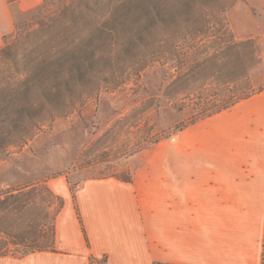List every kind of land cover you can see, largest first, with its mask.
<instances>
[{"label":"crops","instance_id":"0c3cea01","mask_svg":"<svg viewBox=\"0 0 264 264\" xmlns=\"http://www.w3.org/2000/svg\"><path fill=\"white\" fill-rule=\"evenodd\" d=\"M42 1L0 0V47ZM50 188L63 200L53 250L0 264H264V89L156 143L130 180Z\"/></svg>","mask_w":264,"mask_h":264},{"label":"rangeland","instance_id":"374dc122","mask_svg":"<svg viewBox=\"0 0 264 264\" xmlns=\"http://www.w3.org/2000/svg\"><path fill=\"white\" fill-rule=\"evenodd\" d=\"M52 1V12L45 15L58 17L54 14L56 5L69 0ZM37 7L16 13L14 29L5 36L7 41L14 33L36 29L38 18L43 16ZM223 16L228 34L221 28L203 36L187 35L177 42L171 59L152 61L138 74L130 65L142 54L138 50L128 52L131 60L118 62L113 68L117 79L123 75L117 87H112L114 82H104L80 105L64 109V113L39 125L29 139L8 146L0 158V192L45 186L51 192L40 190L38 205L50 216L56 215L63 200L50 188L55 179L66 178L74 191L87 178L131 176L139 158L152 146L175 139L193 119L205 118L200 114L204 106L208 109L204 114L212 115L223 101L233 105L243 95L249 97L264 89V0H234L225 6ZM31 37H25V42ZM193 58L203 66L195 77L188 71ZM241 62L248 66L243 78ZM182 63H187L189 84L185 90L170 89L184 71ZM12 69L15 71L10 62L0 58V80L15 75ZM95 87L96 83L87 82L80 86L81 90Z\"/></svg>","mask_w":264,"mask_h":264},{"label":"trees","instance_id":"16d2710c","mask_svg":"<svg viewBox=\"0 0 264 264\" xmlns=\"http://www.w3.org/2000/svg\"><path fill=\"white\" fill-rule=\"evenodd\" d=\"M210 1L226 5L234 2L69 0L57 4L54 14L58 17H52L45 13L49 11L50 14L55 3L44 0L36 8L43 15L38 18L36 29L25 34L14 33L10 41L4 36L5 43L0 48V58L10 62L15 69H12L15 75L9 80H0V158L8 146L29 139L44 121L64 113L66 108L74 109L104 82H114L112 87H117L123 75L117 79L119 75L113 68L118 62L131 60L128 52L138 50L142 54L130 65L138 74L152 61L164 57L171 59L176 53L177 42L187 35L190 38L198 34L203 36L211 29L220 31L221 28L227 33L223 16L226 5H210ZM25 37L31 38L25 42ZM194 60L189 68L187 63H182L184 71L170 89L181 87L185 90L189 84L187 72L195 77L200 67L203 70L202 63ZM136 62L141 64L135 67ZM240 66L243 78L248 66L242 62ZM85 82L96 83L95 89L81 90L80 86ZM74 96L77 99H73ZM246 97L243 95L240 99ZM230 103L223 101L212 114L229 107ZM204 108L200 110L202 117L210 116L204 114L208 110ZM195 121L193 119L189 124ZM43 189L51 192L45 186H25L0 192V256L21 258L53 250L55 217L62 202L57 214L50 216L37 202L41 195L39 191ZM56 198L62 201L61 197ZM102 262H105L104 258Z\"/></svg>","mask_w":264,"mask_h":264}]
</instances>
